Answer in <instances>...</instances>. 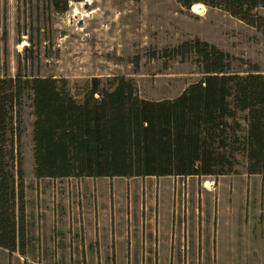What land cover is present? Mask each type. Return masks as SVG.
Segmentation results:
<instances>
[{"label":"rangeland","instance_id":"rangeland-1","mask_svg":"<svg viewBox=\"0 0 264 264\" xmlns=\"http://www.w3.org/2000/svg\"><path fill=\"white\" fill-rule=\"evenodd\" d=\"M198 6L0 0V77L64 79L75 95L92 78L124 76L141 99L173 100L201 69L154 53L195 38L233 56L232 71L264 73V34ZM20 121L25 248L0 249V264H264V175H248L243 160L238 175L217 178L37 179L28 90Z\"/></svg>","mask_w":264,"mask_h":264},{"label":"trees","instance_id":"trees-1","mask_svg":"<svg viewBox=\"0 0 264 264\" xmlns=\"http://www.w3.org/2000/svg\"><path fill=\"white\" fill-rule=\"evenodd\" d=\"M225 11L264 34V0H175ZM193 59L203 78L173 100L141 99L124 76L92 78L73 94L64 79L0 77V249L26 240L20 139L22 96L31 91L37 179L264 175V73L241 75L233 56L198 38L157 51ZM19 142V141H18Z\"/></svg>","mask_w":264,"mask_h":264},{"label":"bare ground","instance_id":"bare-ground-1","mask_svg":"<svg viewBox=\"0 0 264 264\" xmlns=\"http://www.w3.org/2000/svg\"><path fill=\"white\" fill-rule=\"evenodd\" d=\"M199 7H200V6H198V5L194 6V7L192 8V11H193V12H196V11L199 9Z\"/></svg>","mask_w":264,"mask_h":264},{"label":"crops","instance_id":"crops-1","mask_svg":"<svg viewBox=\"0 0 264 264\" xmlns=\"http://www.w3.org/2000/svg\"><path fill=\"white\" fill-rule=\"evenodd\" d=\"M99 229V227H97Z\"/></svg>","mask_w":264,"mask_h":264}]
</instances>
